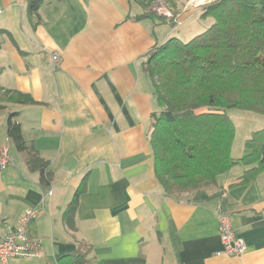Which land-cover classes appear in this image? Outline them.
I'll return each instance as SVG.
<instances>
[{
    "label": "crops",
    "instance_id": "1",
    "mask_svg": "<svg viewBox=\"0 0 264 264\" xmlns=\"http://www.w3.org/2000/svg\"><path fill=\"white\" fill-rule=\"evenodd\" d=\"M138 4L44 0L30 18L27 0H0V30L10 35L0 36V94L36 102L0 103V148L12 162L0 170V226L39 211L26 232L41 241L40 257L14 264H59L80 244L92 264H264V173L240 184L244 169L234 167L198 193L160 189L148 145L158 106L142 63L168 34L157 20H137ZM51 53L60 57L57 68ZM10 114L49 162L48 188L8 139ZM81 183L70 230L63 216ZM219 213L230 215L246 244L240 258L217 255Z\"/></svg>",
    "mask_w": 264,
    "mask_h": 264
},
{
    "label": "trees",
    "instance_id": "2",
    "mask_svg": "<svg viewBox=\"0 0 264 264\" xmlns=\"http://www.w3.org/2000/svg\"><path fill=\"white\" fill-rule=\"evenodd\" d=\"M43 1L27 0L30 18L38 17ZM200 17L213 19L206 31L187 43L176 38L156 43L142 63L158 106L150 116L148 145L155 177L166 196L215 187L218 178L236 166L244 167L240 184L264 173V129L251 133L243 155L234 160L235 127L227 115L229 109H238L264 116V0H215L201 8ZM136 19L168 22L152 12ZM4 34L10 36L0 30V36ZM1 101L36 104L28 94L9 90ZM14 116H8L7 137L28 172L38 173L40 185L48 188L49 162L23 138ZM83 188L81 183L64 212L63 222L70 230ZM89 253L90 248L80 244L59 264H92Z\"/></svg>",
    "mask_w": 264,
    "mask_h": 264
},
{
    "label": "rangeland",
    "instance_id": "3",
    "mask_svg": "<svg viewBox=\"0 0 264 264\" xmlns=\"http://www.w3.org/2000/svg\"><path fill=\"white\" fill-rule=\"evenodd\" d=\"M133 1L139 2L138 5L141 6L140 10L142 14L152 12L157 16L167 19L168 22L162 25L163 31L168 34L167 39L176 38L180 42L187 43L193 37L206 31L213 23L212 18H201L200 11L203 6L215 0ZM166 12H168L170 16H166L164 14ZM184 14H186L185 17ZM1 100H3V96L0 94V103H3ZM227 115L235 127V138L232 145L231 156L236 160L243 155L244 142L250 137L251 133L264 129V116L238 109H229ZM243 169L244 167L242 166H236L234 172H240Z\"/></svg>",
    "mask_w": 264,
    "mask_h": 264
},
{
    "label": "built area",
    "instance_id": "4",
    "mask_svg": "<svg viewBox=\"0 0 264 264\" xmlns=\"http://www.w3.org/2000/svg\"><path fill=\"white\" fill-rule=\"evenodd\" d=\"M170 16L168 12L164 13ZM51 65L57 68L60 64L58 54H50ZM9 150L6 147L0 148V170L11 164ZM51 192H49L50 194ZM39 215L38 210H28L19 219L15 227L0 226V263L14 264L18 260L38 259L41 254V241L31 239L26 232L27 224ZM219 233L221 250L217 255L230 258H240L246 251L245 242L235 235L231 217L228 213L218 214Z\"/></svg>",
    "mask_w": 264,
    "mask_h": 264
}]
</instances>
